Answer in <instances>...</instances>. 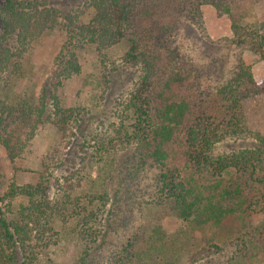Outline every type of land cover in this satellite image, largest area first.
<instances>
[{
    "label": "trees",
    "instance_id": "1",
    "mask_svg": "<svg viewBox=\"0 0 264 264\" xmlns=\"http://www.w3.org/2000/svg\"><path fill=\"white\" fill-rule=\"evenodd\" d=\"M205 5L213 6L217 16L231 19L234 44L264 59V20L241 23L235 17L234 0H86L84 6L93 13L87 22L80 20L78 12L62 15L42 0H0V63L11 58L8 41L14 36L18 55L32 39L58 26L61 18L66 36L55 57L54 76L43 88L41 107L27 99L11 105L0 100V144L14 160L24 146L15 129L30 119L41 120L49 98L55 126L64 133L81 130L88 109L65 107L56 89L65 79L80 74L78 49L94 44L104 67L103 92L112 88L116 92L117 84L129 82L127 94L114 97L113 114L120 122L115 119L107 133L95 132L89 139L100 160L126 153L129 173L152 182L151 200L176 216L184 232L199 230L217 248L220 244L212 240H220L219 229L237 232L241 258L264 259V134L248 129L243 112L244 99L261 89L244 73L237 54L234 59L240 60L241 69L234 68L226 79L218 61L195 59L194 37L206 36ZM206 37L212 46L219 43ZM120 43L127 45L122 59L107 63L108 50ZM221 77L224 82L219 81ZM10 123L15 129H8ZM250 136L252 144L234 146ZM48 182L49 176L42 174L37 183H11L0 195V264H37L40 249L36 244L53 231L51 222L62 214L79 216L80 235L88 242L76 264H100L98 250L113 224L108 218L105 230L94 227L95 210L88 206L107 200L109 193L83 192L75 200L69 194L52 201L45 196ZM18 195L26 196L28 204L20 206L17 218L9 219V200ZM253 213L263 216L261 224H250ZM140 231L122 245L111 259L114 264H176L160 234L161 245L147 235L140 240ZM157 232L165 235L160 226ZM150 239L151 251L144 255L138 244L151 243Z\"/></svg>",
    "mask_w": 264,
    "mask_h": 264
},
{
    "label": "rangeland",
    "instance_id": "2",
    "mask_svg": "<svg viewBox=\"0 0 264 264\" xmlns=\"http://www.w3.org/2000/svg\"><path fill=\"white\" fill-rule=\"evenodd\" d=\"M42 1L60 9L62 15L78 12L81 21H89L93 14L92 9L84 6L86 0ZM234 1L238 6L234 9L235 17L240 18L241 23L252 24L264 20V0ZM203 15L206 36L219 43L212 46L206 36L199 39L194 37L197 41L194 47L195 59L218 61L226 79L231 70L239 67L240 60L234 59V56L237 54L238 58H242L241 67L246 71L244 73L251 75L257 88L261 89L258 94L243 101L247 127L250 131L264 134V59L252 50L231 41L234 34L231 19L227 15L217 16L215 8L211 5L203 7ZM2 26L0 23V32ZM65 40L63 18L58 26L32 39L22 55L16 54L19 48L17 38H10L8 43L11 47V58L0 63V100L11 105L27 99L41 107L43 88L54 76L55 57ZM126 50L125 43L108 50L107 63L110 64L114 60L119 62ZM78 57L82 68L80 74L65 79L56 89V93L65 107L88 109L83 114L81 130L74 129V132L69 130L64 133L55 126L51 118V98L47 100L45 113L39 118L41 120L30 119L28 124L19 128L17 126V129L15 124L10 123L8 129H15V133L20 134L24 146L19 155L11 160L6 148L0 144V195L8 190L11 183L35 184L42 174L49 176L45 196L52 201H60L69 194L71 199L75 200L83 192L107 191V200H98L94 205L88 206V209L95 210L94 227L105 230L103 224L107 223L108 218L113 224L104 245L98 250L102 257L100 264H114L111 259L119 254L127 240L136 237L134 235L139 228L142 229L137 236L140 240H144L146 235L147 239L149 236L157 239L160 234L176 264H264V259L256 256L251 259L241 258L242 252L238 251L239 245L236 244L239 243L237 232L229 233L226 229H219L217 233L220 240H212L220 244L219 248L207 242L208 236L199 230L184 232L182 223L176 216L165 206L157 205L151 200L154 193L152 182L147 177L141 181L138 176L129 173L127 154L121 153L124 151L120 150L121 154L114 153L100 160V154L92 148L94 144L89 139H92L95 132L107 133L115 119L120 122L117 115L113 114L114 97L127 94L129 82L123 80L121 84H117L116 92L112 88L108 93H104V67L100 62L97 46L84 45L78 49ZM224 79L221 77L219 81L224 82ZM35 122L36 128H32L31 125ZM252 141L250 136L245 140H238L234 146H248ZM231 142L232 140L230 145ZM68 178L70 181L66 183ZM115 195L118 199H114ZM9 201L11 211L7 215L9 219H14L19 215L20 206L28 204L29 199L18 195ZM0 206H3L1 201ZM63 215L65 214L61 216ZM61 216L51 222L53 231L46 235L45 240L37 242L36 247L40 249L37 264H76L80 261L88 243L80 235L81 219L78 215ZM248 220L252 226H256L262 223L263 216L253 213ZM159 226L165 235L157 232ZM152 241L153 239H150L151 243L144 241L138 244L144 255L151 251ZM156 242L161 245L158 239Z\"/></svg>",
    "mask_w": 264,
    "mask_h": 264
}]
</instances>
